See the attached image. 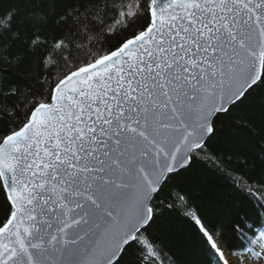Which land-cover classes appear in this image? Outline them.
Listing matches in <instances>:
<instances>
[{
    "label": "snow or ice",
    "instance_id": "1",
    "mask_svg": "<svg viewBox=\"0 0 264 264\" xmlns=\"http://www.w3.org/2000/svg\"><path fill=\"white\" fill-rule=\"evenodd\" d=\"M262 86L264 0H10L0 264H175L155 227L165 212L187 222L194 264H264V217L226 229L178 179ZM252 134L209 158L243 157L231 184L264 213L242 170Z\"/></svg>",
    "mask_w": 264,
    "mask_h": 264
},
{
    "label": "trees",
    "instance_id": "2",
    "mask_svg": "<svg viewBox=\"0 0 264 264\" xmlns=\"http://www.w3.org/2000/svg\"><path fill=\"white\" fill-rule=\"evenodd\" d=\"M9 5L10 0H0V9H7ZM216 129V136L208 142L205 154L178 179L186 186L190 203L213 223L223 221L226 229L232 221L243 223L249 220L259 223V218L264 217L259 206L250 205L243 193L234 189L231 184L230 171L240 167L243 157L225 156L224 163L209 157L213 153L220 157L227 145L242 136L245 130L251 129L253 134L241 149L248 157V167L242 170L251 181L264 186V153L261 152L264 142L259 139L260 133L264 132V86L257 89L244 105L234 110L228 119L217 121ZM252 144L258 147H251ZM186 224L181 217L165 212L155 226L161 239L166 241L175 264H194L199 259L192 252ZM225 238L229 244L234 243L229 232L225 233Z\"/></svg>",
    "mask_w": 264,
    "mask_h": 264
}]
</instances>
